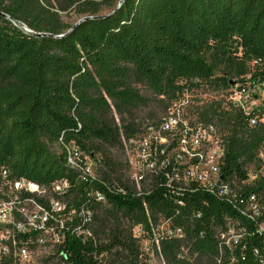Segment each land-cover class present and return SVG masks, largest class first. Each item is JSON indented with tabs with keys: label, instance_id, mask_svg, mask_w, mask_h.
<instances>
[{
	"label": "trees",
	"instance_id": "trees-1",
	"mask_svg": "<svg viewBox=\"0 0 264 264\" xmlns=\"http://www.w3.org/2000/svg\"><path fill=\"white\" fill-rule=\"evenodd\" d=\"M68 10L96 18L73 28ZM236 87L263 94L249 115L195 94ZM184 93L190 125L213 127L223 148L225 194L176 180L171 159L139 191L121 172L123 141L157 133ZM68 145L95 163L94 179L67 168ZM263 151L264 0H0V166L66 180L77 204L106 199L86 242L66 237L71 264H264Z\"/></svg>",
	"mask_w": 264,
	"mask_h": 264
},
{
	"label": "built area",
	"instance_id": "built-area-1",
	"mask_svg": "<svg viewBox=\"0 0 264 264\" xmlns=\"http://www.w3.org/2000/svg\"><path fill=\"white\" fill-rule=\"evenodd\" d=\"M228 93L226 100L246 115L260 102L250 103L257 92L249 89L236 87ZM258 94L262 99L263 94ZM189 97L184 93L165 113L157 133L150 130L152 134L123 141L129 180L138 191L147 173L154 172L157 165L164 167L171 159L183 172L182 177L174 174L176 180H194L211 192L226 193V185L219 180L223 148L213 127L191 126L185 120L182 109ZM160 132L167 133L169 139L160 137ZM172 143L175 146L163 157ZM64 148L67 168L94 179L91 159L72 146ZM259 157L264 160V151ZM73 190L66 180L46 186L0 166V264H71L64 250L66 237L86 242L91 237L92 205L106 200L102 193L93 192L88 193L87 203L77 204ZM166 226L162 223L160 230L165 231ZM134 236H140L139 228L134 229Z\"/></svg>",
	"mask_w": 264,
	"mask_h": 264
},
{
	"label": "rangeland",
	"instance_id": "rangeland-1",
	"mask_svg": "<svg viewBox=\"0 0 264 264\" xmlns=\"http://www.w3.org/2000/svg\"><path fill=\"white\" fill-rule=\"evenodd\" d=\"M101 10L102 11L100 13H103V12H107L109 10V8L106 7V6H104ZM60 16H61V20L64 23H66V24H75L81 18L73 10H68L67 12L61 13ZM195 94H196V97H198L199 99H201V100H203L205 102L212 101V100H215V101H224L225 99H228L229 98V95H228L229 93H226V94H223V93L222 94L221 93L220 94H217L216 93V94H214V93L210 92L207 89H197L195 91ZM254 96H255V98H254ZM191 98L192 97L190 95V97H189L188 102L186 103V105H189L190 104V101L192 100ZM256 100L257 101H260L261 100V95H259L258 93L253 94V96H252V98L250 100V103H256ZM184 107L182 109V111H183V114L182 115L183 116L185 115V113H184L185 108ZM150 111L151 110H149L148 108H143V109H140L139 110V112H138L139 114L138 115L141 117L143 114L149 113ZM189 119H190L189 117H185V120L189 121ZM148 133L149 134H152L153 132L150 131V132H147L146 134H148ZM68 146H71V145H68ZM50 150L53 153H55V154L61 153V148L59 146H56V145H53L50 148ZM122 154L123 155L120 157V160L122 161V165H123L121 172L124 173L125 179L126 178L128 179L129 178V170L127 168L126 156H125V153H124V150L123 149H122ZM91 162H92V172L95 173V163L92 160H91ZM249 170L253 172V169L252 168H250Z\"/></svg>",
	"mask_w": 264,
	"mask_h": 264
},
{
	"label": "water",
	"instance_id": "water-1",
	"mask_svg": "<svg viewBox=\"0 0 264 264\" xmlns=\"http://www.w3.org/2000/svg\"><path fill=\"white\" fill-rule=\"evenodd\" d=\"M120 1H122V0H120ZM3 16H4L6 19H8L7 16H5V15H3ZM92 18H96V17H84V18L79 19V20L73 25V28H74L75 26H77L79 23H81L82 21H85V20H88V19H92ZM10 21H11L14 25L20 27L25 33H27V34H29V35H31V36H34V37H37V38L47 36V35H45V34H39V33L31 32V31L27 30L26 28L19 26V24H18L16 21L12 20V19H11Z\"/></svg>",
	"mask_w": 264,
	"mask_h": 264
}]
</instances>
